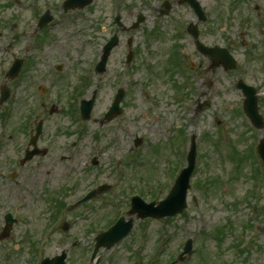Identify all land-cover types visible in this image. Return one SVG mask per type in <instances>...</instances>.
Wrapping results in <instances>:
<instances>
[{
	"label": "rangeland",
	"instance_id": "rangeland-1",
	"mask_svg": "<svg viewBox=\"0 0 264 264\" xmlns=\"http://www.w3.org/2000/svg\"><path fill=\"white\" fill-rule=\"evenodd\" d=\"M57 1L62 0H34L25 6V2L10 5L0 0V75L12 56L23 57L26 45L31 46L25 56L34 59L33 70L26 72L20 83L16 79L6 80L10 88L16 89V94L7 105L11 109L9 125L5 126L0 117V134L4 138L3 131L12 133L17 121L26 116H31L33 123L42 118L45 136L40 145L49 149L47 155L36 159L42 168L34 162L32 167L23 169L16 179L17 186L12 179L0 178V219L3 212L9 210L14 194L26 195V206L21 210L28 215L26 226L30 240H38L49 214V200L45 198L54 192L62 195L66 186L71 189L64 195L65 199L75 201L99 183L113 184L117 177L121 179L119 190L128 193L143 190L147 187L143 180L147 171L152 172L151 175L147 173L148 180L165 185L164 182L169 181L165 160L173 164L179 160L167 140L169 132L165 130L170 129L173 135L183 130L185 149L190 136L195 135L201 153L191 180L193 187L188 192V208L165 223L134 217L133 231L123 242L109 251L102 249L97 253L100 263L154 264L151 260L161 243L167 240L157 264H168V259L180 251L188 238L196 249L184 264H264V235L254 236L256 224L264 219V186L258 202L253 198L244 203L238 201L255 183L249 158L242 155L254 138L264 137V127L261 130L246 128L244 117L236 114L242 104V95L235 88L238 76L258 85L259 112L264 116V0H198L210 16L211 26L207 28L198 23L201 41L227 47L246 69L245 75L241 67L209 69L210 60L199 55L185 32L188 23L198 22L197 16L187 4L177 5L178 0H169L172 8L167 16H158L164 0H95L89 8L68 15L59 7L52 8L56 23L47 29L48 38L43 47L36 48L32 43L36 36L42 35L35 30L36 12L42 13L49 8L48 3ZM257 5L259 8L255 10ZM114 14L120 15L126 27L138 14L146 19L135 29L121 31L112 26ZM113 32L119 34L120 42L112 51L106 71L101 76L95 75L84 96L89 97L97 89L94 116L102 120L116 90L123 88L126 93L121 103L124 109L110 121H87L81 137L65 110L67 91L53 82L62 77L70 82V87L77 83L76 56L81 55L85 64L90 63ZM173 32L181 34L179 42L186 52L187 67L190 62L195 63L192 71L186 69V75L176 73L174 78L163 70L172 44L177 43ZM127 38H132V47L137 51L132 63L124 60ZM69 47L74 50L64 53L63 49ZM57 65L62 66L59 71ZM206 79L217 82L216 88L215 85L207 86ZM187 82L191 85L182 87ZM176 83L181 86L178 90L173 88ZM145 89L151 90L150 98L144 95ZM194 98L200 102L212 99L213 108L197 112ZM50 108L59 111L52 114ZM22 136L2 138L0 166L9 158L19 159L20 143H25L28 135ZM135 138L142 140L139 149L134 147ZM174 141L178 142L176 138ZM219 143L222 146L218 151ZM235 149L238 153L235 155L240 158L238 162L225 156ZM137 151L142 155L135 162L133 154ZM92 157L96 158L97 166L91 165ZM116 170H123L124 175L120 172L117 176L113 173ZM166 191V187L160 188L158 197H164ZM193 195L195 202L191 198ZM110 196L111 193L106 192L69 211L64 218L69 221L70 229L67 234L55 231L45 254L54 255L65 249L69 255L66 264H83L97 234L86 232L87 228L91 224L105 226L107 220L104 219L115 211L111 205L103 204ZM143 196L149 200L148 195ZM23 227L18 225L17 230L22 231ZM216 232L221 233L222 238L217 239ZM140 238H145L142 246ZM71 241H77V247L70 248ZM18 260L24 264L33 261Z\"/></svg>",
	"mask_w": 264,
	"mask_h": 264
},
{
	"label": "flooded vegetation",
	"instance_id": "flooded-vegetation-1",
	"mask_svg": "<svg viewBox=\"0 0 264 264\" xmlns=\"http://www.w3.org/2000/svg\"><path fill=\"white\" fill-rule=\"evenodd\" d=\"M48 7L49 8L47 9L50 10L51 12L52 11L51 9L55 7V4L51 3V5ZM38 18H39L38 16H35L36 21L38 20ZM32 62H34V60L32 59L23 60L22 67H24L27 64L28 67H31L30 69H28L29 73L30 71L33 70ZM68 85H70V82H68ZM29 118L26 116L22 121L20 122L17 121V124L14 125L12 133H7L8 130L3 131V134H5L4 138L3 135L0 134V146L3 143V139L7 137H9L10 139H14V138H18V136L28 135L26 137L27 141L25 143L23 141L20 143L21 146L18 152H21V155L19 159L9 158L7 161H5L4 164H1L0 166V178L7 176L5 179L9 178L14 180L15 186H17L18 184L16 179L19 177V174L23 173V169L32 167L33 166L32 164L34 162H36V166L41 169L42 167H40V163L37 162L36 159L44 157L49 152V149L47 147H43L42 145H40V141L42 137L45 136L44 127H43L44 122L42 125V130L40 131V136L37 138L35 146L31 145V138L35 135L38 122L33 123L31 122L32 121L31 116H29ZM28 155H30L29 158H27ZM3 187H5L6 189L7 185H3ZM14 196L15 199H13L12 203L8 206L9 210L4 211L0 219V224H1L0 225V264H9L12 258H14L15 256L30 257L31 255H33L35 249L33 242L29 238V236L31 235L30 231L26 226L27 224L26 220L28 218V215L26 212L23 214L21 210L25 206L24 204L19 203V201L21 199H24L26 195L20 193L17 195L14 194ZM60 203H61L60 200H55L52 203L53 206L49 210L50 214L51 212H53V214L58 212L57 208H60ZM66 209H69V207L66 206L65 210ZM7 214H11L12 217L10 216V219L13 221V223H11L12 225L9 231L5 230V227L7 226L6 224ZM18 225H20L21 227L24 226L22 231L17 230Z\"/></svg>",
	"mask_w": 264,
	"mask_h": 264
},
{
	"label": "water",
	"instance_id": "water-1",
	"mask_svg": "<svg viewBox=\"0 0 264 264\" xmlns=\"http://www.w3.org/2000/svg\"><path fill=\"white\" fill-rule=\"evenodd\" d=\"M192 1V0H191ZM193 2V1H192ZM197 5V4H196ZM196 5H194L196 7ZM111 47V44L107 45V49ZM107 49L105 50L104 57L107 55ZM246 113L252 117L253 121L257 124L260 121L257 113H256V102L250 101L246 105ZM260 125V124H259ZM264 152V149H262ZM191 166L186 168L181 178L178 179L176 188L171 192V194L165 199V201L160 203V210H155V212H149L151 216H161L166 214H173L177 211H180L184 207V199H185V189L187 187V179L190 174ZM138 210L140 208L138 207ZM147 215V214H144ZM142 215V216H144ZM129 228V227H128Z\"/></svg>",
	"mask_w": 264,
	"mask_h": 264
}]
</instances>
